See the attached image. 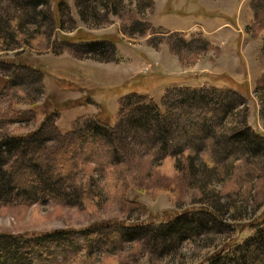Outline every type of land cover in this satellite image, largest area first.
<instances>
[{"label": "rangeland", "instance_id": "1", "mask_svg": "<svg viewBox=\"0 0 264 264\" xmlns=\"http://www.w3.org/2000/svg\"><path fill=\"white\" fill-rule=\"evenodd\" d=\"M79 1L85 16L75 0L27 9L18 45L0 43V142L20 138L1 147L0 164L26 165L19 194L0 178V199L12 196L0 203V262L264 264V242L251 241L264 231L258 4ZM134 94L172 115L164 142L123 125L96 146L97 166L62 138L91 137L92 122L116 127ZM73 148L83 157L65 166Z\"/></svg>", "mask_w": 264, "mask_h": 264}, {"label": "trees", "instance_id": "2", "mask_svg": "<svg viewBox=\"0 0 264 264\" xmlns=\"http://www.w3.org/2000/svg\"><path fill=\"white\" fill-rule=\"evenodd\" d=\"M75 1L80 10V15L85 16L84 11L81 9V2L79 0H75ZM120 1L122 0H119V2ZM253 2H256L258 4L257 6L253 7L254 15H255V28H259V29L264 28V0H253ZM47 5H48L47 0H0V13L3 16L5 15V13L9 11L10 15L8 18L11 24V25H7V21L6 22L4 21L2 24V27H0V29L2 28L1 30L2 34L0 33V43L4 42L5 40H8L10 43L16 45L18 43V39L15 38V35L17 34L18 29L22 27L23 19L21 17H23L24 14H25L24 16H27L25 13L27 12V9L36 10L39 7L46 8ZM117 5H119V3H117ZM40 14L46 17H49V15L46 14V12L42 13L40 11ZM98 46H99V43H91L88 46V48H92V50L95 51V48H98ZM258 88L264 91V86L260 85ZM134 99L136 101L133 102ZM141 111H143V113H141ZM171 116L172 115L171 114L168 115L167 112L162 113L160 107L148 97L134 94V95L128 96L123 101L120 107L119 115H118L119 122L117 123L116 127H110V126L105 125L104 123H101V121L100 122L97 121L95 123L92 122L91 124L93 126H91L88 129V131L90 130L89 132L91 133V137L86 138L85 136L83 137L81 136L80 137L81 139L77 138L79 134L77 133L78 130L76 129L72 130L70 133H67L61 136L62 138L68 139L66 140V143H68L69 141V144L73 146L77 144V146H75L78 148L77 150H81L82 153L87 154V159L96 163L97 166H101L105 164L106 162L101 161V158L99 157V153L95 150V148H97L96 146L101 147L99 145V143L101 142L108 144L107 142L110 143V141H114V139L117 138L116 136L117 132L123 128V125H127L126 128H129L131 130L133 128H136L138 130L144 129V131H146L145 132L146 134L147 133L148 135L152 134V136L150 137L151 139L152 138H154V140L160 139L159 141L164 142L165 138H168V136H170V128H168L167 125L169 124V122H172L170 121L172 119ZM19 140L20 138L9 137L8 140H5L4 142L3 141L0 142V152H1V147L5 148V151H7L12 145L18 144V142H20ZM35 143L37 147L44 146L43 142L40 145L38 144V141H35ZM109 146L111 145L108 144V147ZM17 151L19 150H16V152ZM65 153L69 155L68 162H64L65 166L70 165L71 163L70 159L72 158V155H74L73 153H77L79 157H83V154L80 153V151H76L75 148L68 149V151H65ZM67 154H64V155L67 156ZM110 156L112 157L110 161H112V159L116 161L120 157L116 153L115 150H112V155ZM110 161L108 162L110 163ZM30 165H31V168H34V165H32V163ZM25 168H26L25 163L20 164V166L17 167L16 170H15V167L14 168H12V166L8 167V165L4 163L0 164V176H1L0 178L7 181L8 191L12 192L13 194L14 193L19 194L20 192H17V191H23L22 185H20L21 184L20 182L21 180L22 181L24 180V177L22 174L19 173V171L22 172L23 170H25ZM35 168L37 169L36 166ZM60 168H61L60 169L61 173L64 174L65 171H64L63 166H60ZM72 169H73L72 166L69 167L67 172L71 173ZM50 170H54V168H51ZM57 170L59 169L55 168V171ZM34 175H37V174L34 173ZM18 176H20V180H18L19 178L17 179ZM49 183L51 184V182ZM8 196L9 194L5 198L0 199V203L6 204V203L11 202L12 200L10 198L12 196L10 197ZM202 215L204 216L205 214L202 213ZM206 216H211V215L207 214ZM180 220L181 219H178V220L176 219L174 222L169 223L165 227L167 229L172 230L173 228H176L177 226H179V224L181 223ZM205 222L206 221L203 220L202 222H200L199 225L201 227L207 228V223ZM54 237L55 235L50 236L48 239H51ZM251 241L254 243H258V244H260L261 242H264V231L263 230L258 231L257 235L253 237ZM6 252L8 255L14 254V251H11V250L6 251ZM0 264L2 263L0 262ZM212 264H215V263H212Z\"/></svg>", "mask_w": 264, "mask_h": 264}]
</instances>
